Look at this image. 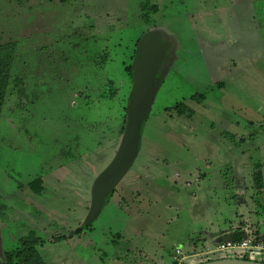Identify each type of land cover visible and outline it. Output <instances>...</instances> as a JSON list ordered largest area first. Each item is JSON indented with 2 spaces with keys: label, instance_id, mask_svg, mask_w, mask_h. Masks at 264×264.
Wrapping results in <instances>:
<instances>
[{
  "label": "rangeland",
  "instance_id": "rangeland-1",
  "mask_svg": "<svg viewBox=\"0 0 264 264\" xmlns=\"http://www.w3.org/2000/svg\"><path fill=\"white\" fill-rule=\"evenodd\" d=\"M149 31L174 47L137 157L91 230L68 238L119 146L125 68ZM11 42L0 257L31 234L41 264H172L176 249L203 254L241 222L264 242V192L251 176L256 164L264 174V0H0V44ZM37 179L40 195L28 187Z\"/></svg>",
  "mask_w": 264,
  "mask_h": 264
},
{
  "label": "water",
  "instance_id": "water-1",
  "mask_svg": "<svg viewBox=\"0 0 264 264\" xmlns=\"http://www.w3.org/2000/svg\"><path fill=\"white\" fill-rule=\"evenodd\" d=\"M173 43L161 32L149 31L138 43L132 65V86L127 102L126 121L119 146L109 165L96 178L85 225L101 213L106 198L112 194L137 157L142 127L148 117L157 86L171 64ZM170 59V60H169ZM167 62V65H162ZM232 236L222 239H231ZM220 241V242H221ZM201 264H261L238 259H216Z\"/></svg>",
  "mask_w": 264,
  "mask_h": 264
},
{
  "label": "trees",
  "instance_id": "trees-1",
  "mask_svg": "<svg viewBox=\"0 0 264 264\" xmlns=\"http://www.w3.org/2000/svg\"><path fill=\"white\" fill-rule=\"evenodd\" d=\"M145 23L148 24V21L146 20ZM141 38L137 40V42L135 43V48L131 55L130 63L125 68V72L129 78V92L125 100V105L123 107V111H124V123L123 124L124 125L126 121L125 118H126V112H127L128 97L130 95L131 86H132V65H133V61L135 60L138 43L141 40ZM15 52H16V45L14 43L11 42V43H6V44H0V115H1L2 107L5 103L6 96H7V89L11 81V68H12V64L14 61ZM173 109L179 117L185 116V117L190 118L193 115V113L190 110H188L186 106L183 104H177ZM122 131H123V128H122ZM261 167L262 166L260 164L254 165L252 175H251L252 183H253L252 186L256 190V193L258 194V196H261L264 192V174L262 172ZM41 185H42L41 181L37 179V180L32 181L28 185V187L34 194L40 195L42 192ZM111 195L112 194H110L106 198L105 203ZM90 227H91V224H88V225L83 224L82 226L78 227L76 230L70 232L68 238L80 236L85 231H90L91 230ZM258 229L256 228L255 231H251L247 227L245 222H241L237 226H235V228L233 229L232 238L234 241H238L242 239L244 236H248V237H251L255 243H262L263 241L260 237L261 232ZM66 238L67 237H63L61 239H66ZM41 242L42 241L39 238L34 237V235H31V234L27 237L20 239V245L18 248L12 251L3 252L2 256L0 257V264H41L39 260V255L34 248L35 244L41 243ZM233 259H238V258H233ZM210 260L212 259L204 258L203 262L210 261ZM238 260L254 261L256 263L264 264V252L258 251L256 255H253V258H250L249 256L245 255V257H242Z\"/></svg>",
  "mask_w": 264,
  "mask_h": 264
},
{
  "label": "built area",
  "instance_id": "built-area-1",
  "mask_svg": "<svg viewBox=\"0 0 264 264\" xmlns=\"http://www.w3.org/2000/svg\"><path fill=\"white\" fill-rule=\"evenodd\" d=\"M229 250L249 252L251 254L249 257L253 258L252 253L254 251L264 252V244L255 243L251 237L244 236L238 241H234L233 238L225 239L218 243L213 250L206 249L203 254L186 256L180 249H176L172 258V264H186L187 260L191 257H202V259L211 258L214 255L221 254Z\"/></svg>",
  "mask_w": 264,
  "mask_h": 264
},
{
  "label": "crops",
  "instance_id": "crops-1",
  "mask_svg": "<svg viewBox=\"0 0 264 264\" xmlns=\"http://www.w3.org/2000/svg\"><path fill=\"white\" fill-rule=\"evenodd\" d=\"M235 227L233 226H227V227H224L222 230H220V236H221V240L224 239V238H227V237H230L232 236V231ZM223 236V237H222ZM222 242V241H221ZM220 243V242H219ZM217 245V244H216ZM207 249V248H206ZM214 249V248H213ZM212 249V250H213Z\"/></svg>",
  "mask_w": 264,
  "mask_h": 264
},
{
  "label": "flooded vegetation",
  "instance_id": "flooded-vegetation-1",
  "mask_svg": "<svg viewBox=\"0 0 264 264\" xmlns=\"http://www.w3.org/2000/svg\"><path fill=\"white\" fill-rule=\"evenodd\" d=\"M168 41H171L169 38H168ZM173 50V49H172ZM171 55H173V54H171ZM170 58L172 59V56H170ZM170 60V59H169ZM162 65H167V62H163V64Z\"/></svg>",
  "mask_w": 264,
  "mask_h": 264
}]
</instances>
